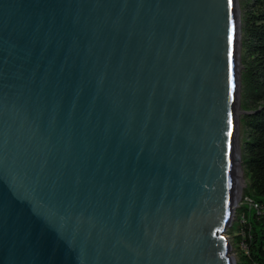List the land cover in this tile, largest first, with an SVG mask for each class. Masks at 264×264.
<instances>
[{"label":"water","instance_id":"water-1","mask_svg":"<svg viewBox=\"0 0 264 264\" xmlns=\"http://www.w3.org/2000/svg\"><path fill=\"white\" fill-rule=\"evenodd\" d=\"M237 11L0 0V264H236Z\"/></svg>","mask_w":264,"mask_h":264},{"label":"trees","instance_id":"trees-1","mask_svg":"<svg viewBox=\"0 0 264 264\" xmlns=\"http://www.w3.org/2000/svg\"><path fill=\"white\" fill-rule=\"evenodd\" d=\"M241 15V107L245 129L242 140V168L247 176L244 196L264 205V0H244ZM245 209L248 218L245 241L249 254L240 255V264H264V215Z\"/></svg>","mask_w":264,"mask_h":264},{"label":"rangeland","instance_id":"rangeland-1","mask_svg":"<svg viewBox=\"0 0 264 264\" xmlns=\"http://www.w3.org/2000/svg\"><path fill=\"white\" fill-rule=\"evenodd\" d=\"M237 2V17L239 18V21L241 22V15L243 13V9L242 7H244V0H236ZM241 25V24H240ZM239 42H240V48L238 49V56H239V63H238V74L241 73V69H242V63H241V33L239 35ZM240 91H241V84L239 83L238 86V97L237 100L240 104L239 110L236 112V115L238 117V121L236 118V127H235V131H234V136H235V151H238L239 154V166H240V172H241V178H242V184L239 186V198L236 201L235 204V210L232 214V221L230 222L229 226L225 229L224 233L227 236V239L229 241V243L231 244V249L229 251V254L232 255L235 260H236V264H240L239 258L240 255L242 253H245L244 248H243V244L242 241L245 240L246 237V224H247V220L248 218L245 216L244 211L245 209L243 208L245 206V196H244V189L246 187V183H247V176L244 173V170L242 168V159H241V146H242V140L245 137V129L243 127V125L240 122V118L247 112V110L242 109L241 104H242V100H241V95H240ZM246 206L248 207V205L246 204ZM248 210L249 207H248Z\"/></svg>","mask_w":264,"mask_h":264},{"label":"bare ground","instance_id":"bare-ground-1","mask_svg":"<svg viewBox=\"0 0 264 264\" xmlns=\"http://www.w3.org/2000/svg\"><path fill=\"white\" fill-rule=\"evenodd\" d=\"M238 27H239V23L237 21V23H236V33H237V35H238ZM238 44H239V39H237V43H236L237 51H236V84H235V86H236L235 123H236V118H237V121H238V117L236 115V112L239 110V102L237 100V97H238V86H239V82H238V63H239V59H238ZM235 127H236V125H235ZM235 144L236 143H235V136H234V182H235V185H234V188H233V209H232V214H233V212H234V210L236 208L235 207L236 201L239 198V195H238L239 186L242 184V178H241V172H240V166H239V154H238L237 150L235 151ZM231 221H232V218H231Z\"/></svg>","mask_w":264,"mask_h":264},{"label":"built area","instance_id":"built-area-1","mask_svg":"<svg viewBox=\"0 0 264 264\" xmlns=\"http://www.w3.org/2000/svg\"><path fill=\"white\" fill-rule=\"evenodd\" d=\"M244 200H245L244 203L248 205L250 210H255V212L258 215H264V205L256 202L255 200L249 198L248 196H245ZM246 235L251 237L250 232H248V234L246 233ZM242 244H243V248H244L245 254H249V247H248L247 242L245 240H243ZM249 264H258V263L253 261L252 263H249Z\"/></svg>","mask_w":264,"mask_h":264},{"label":"snow or ice","instance_id":"snow-or-ice-1","mask_svg":"<svg viewBox=\"0 0 264 264\" xmlns=\"http://www.w3.org/2000/svg\"><path fill=\"white\" fill-rule=\"evenodd\" d=\"M229 135H231V132H229Z\"/></svg>","mask_w":264,"mask_h":264}]
</instances>
